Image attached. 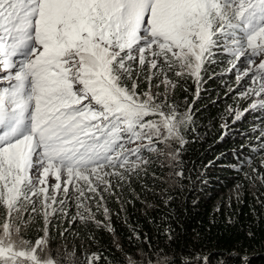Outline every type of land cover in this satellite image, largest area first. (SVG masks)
<instances>
[{
	"label": "rangeland",
	"instance_id": "obj_1",
	"mask_svg": "<svg viewBox=\"0 0 264 264\" xmlns=\"http://www.w3.org/2000/svg\"><path fill=\"white\" fill-rule=\"evenodd\" d=\"M218 28L229 29L225 53L250 50L238 79L253 68L245 77L262 93L252 102L263 103L264 0H0V192L9 208L0 218V264H53L44 237L23 241L19 211L32 196L46 200L42 212L48 215L70 188L82 190L110 173L78 165L93 153L97 160L113 159L119 146L125 154L144 145L156 152L159 139L135 129L137 123L147 127L157 116L168 135L177 127L153 109L156 102L141 98L145 84L120 82L114 62L130 70L122 55L144 61L168 50L177 73L200 78ZM148 106L153 115L145 117ZM124 128L130 129L127 140Z\"/></svg>",
	"mask_w": 264,
	"mask_h": 264
},
{
	"label": "trees",
	"instance_id": "obj_2",
	"mask_svg": "<svg viewBox=\"0 0 264 264\" xmlns=\"http://www.w3.org/2000/svg\"><path fill=\"white\" fill-rule=\"evenodd\" d=\"M218 29L200 78L177 73L168 50L144 61L122 55L130 70L114 62L120 82L145 84L141 98L157 103L145 117L160 109L177 127L168 135L157 116L144 120L147 127L137 123L159 139L156 152L144 145L125 154L119 146L113 159L93 153L78 165L110 173L82 190L70 188L48 215L46 200L32 196L19 211L24 242L44 237L53 264H264V102H252L262 91L245 77L253 68L238 79L250 50L225 53L229 29ZM5 200L1 191L0 218L9 213Z\"/></svg>",
	"mask_w": 264,
	"mask_h": 264
},
{
	"label": "bare ground",
	"instance_id": "obj_3",
	"mask_svg": "<svg viewBox=\"0 0 264 264\" xmlns=\"http://www.w3.org/2000/svg\"><path fill=\"white\" fill-rule=\"evenodd\" d=\"M181 82V81H180ZM183 93V92H182ZM217 192V191H216ZM217 196V195H216ZM247 196V195H246ZM258 207V206H257ZM248 209V208H247ZM260 209V208H259ZM247 213H250V211L249 212H247ZM242 217H243V215H242ZM251 217V216H250ZM247 218V217H246ZM262 219V218H261ZM205 220V219H204ZM260 220V219H259ZM215 223V222H214ZM260 223H261V221H260ZM196 225V224H195ZM200 225V224H199ZM201 227V226H200ZM257 227V226H256ZM218 228V227H217ZM253 228V227H252ZM255 229V228H254ZM201 230H203V229H201ZM262 230H263V228H262ZM256 231V230H255ZM211 232H212V230H211ZM213 233V232H212ZM205 235V234H204ZM207 235V234H206ZM164 236V235H163ZM180 236V235H179ZM219 236V235H218ZM205 239V238H204ZM183 241V240H182ZM211 241V240H210ZM220 242V241H219ZM210 243H212V242H210ZM163 244V243H162ZM169 262H170V260H169Z\"/></svg>",
	"mask_w": 264,
	"mask_h": 264
}]
</instances>
